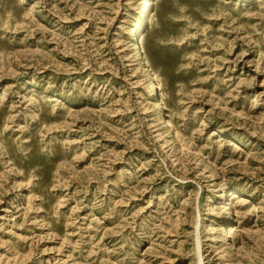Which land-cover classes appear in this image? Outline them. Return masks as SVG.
I'll return each instance as SVG.
<instances>
[{"label": "rangeland", "instance_id": "obj_1", "mask_svg": "<svg viewBox=\"0 0 264 264\" xmlns=\"http://www.w3.org/2000/svg\"><path fill=\"white\" fill-rule=\"evenodd\" d=\"M145 1L0 0V264H264V0Z\"/></svg>", "mask_w": 264, "mask_h": 264}, {"label": "bare ground", "instance_id": "obj_2", "mask_svg": "<svg viewBox=\"0 0 264 264\" xmlns=\"http://www.w3.org/2000/svg\"><path fill=\"white\" fill-rule=\"evenodd\" d=\"M144 4H145V5H144V8H143V10H142V16H143V14L145 13L147 7L149 6L150 1L147 0V1H145ZM141 21H142V20H141ZM140 23H141V22H140ZM139 25H140V24H137V25H135L134 27H132V29H131V31H130V33H129L130 38H132V39L135 38V35H136V33H137V30H138ZM133 28H135V29L133 30ZM134 47L137 49L138 52L140 51V48H139L137 42L134 43Z\"/></svg>", "mask_w": 264, "mask_h": 264}]
</instances>
